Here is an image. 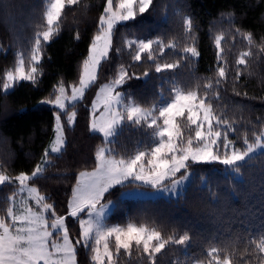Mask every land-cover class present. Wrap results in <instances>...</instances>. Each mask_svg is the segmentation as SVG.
Returning <instances> with one entry per match:
<instances>
[{
  "label": "snow or ice",
  "instance_id": "1",
  "mask_svg": "<svg viewBox=\"0 0 264 264\" xmlns=\"http://www.w3.org/2000/svg\"><path fill=\"white\" fill-rule=\"evenodd\" d=\"M79 0H42L40 23L35 25L34 35L28 39L30 45L27 57L23 47L13 53L14 66L6 69L0 77L5 93L13 90L20 82H29L33 87L39 85L43 76L40 65L44 51L49 43L61 32V20L67 6L77 5ZM154 0H106L96 22L87 55L80 65L78 84L70 85L68 95L64 84L54 85V99L50 97L38 101V105H49L55 109L54 138L45 148L41 161L30 174L21 171L15 176L7 174L0 163V186L16 184L18 188L7 196L8 206L0 210V264H78V248L90 249V264H120V257L132 260L147 259L148 264H157V257L169 246H181L187 252L191 244L189 231L178 235L174 232L167 238L156 226L147 222L137 223L132 219L127 222L107 224L109 205L107 200L111 190L117 186L138 183L164 193H176L177 186L183 185L190 178L193 165L218 163L236 174L241 173V166L253 162L255 154L264 150V125L260 131L252 132L254 139L249 140L247 132L242 137V147L229 138V133L237 132L238 121L230 119L219 102L224 99L221 90L229 79V64L222 46L225 39L223 31L212 39L215 48V77L205 78L204 82L189 87L176 78L177 69L199 58L194 19L176 9L174 15L181 18L183 40L191 41L180 47L179 37H174L167 44L161 38L128 39L123 44L133 49V61H141L146 54L147 60L154 62L157 74L171 72L170 88L167 95L159 93V99L151 107H144L136 101L134 94L118 89L133 78L141 79L135 73L129 74L124 65H118L115 76L101 84L91 102V119L88 129L103 137L101 145L94 152V166L91 170H81L75 176V183L67 198L65 215H58L54 202L48 195L42 194L30 182L43 177L47 168L52 166V157H59L67 147L64 119L71 127L77 113L75 104L85 97L99 79L103 63L110 60L114 49V33L117 27L128 22H135L150 10ZM12 6L0 2V12L8 14ZM235 12L221 14L230 21ZM236 33L242 35L248 44V50L242 51L235 59L233 92L238 91L241 76L248 67V58L254 55L252 48L264 53V37L259 45L251 32ZM74 39H80L77 32ZM20 43V41H17ZM163 56L165 49H180L174 62L161 63L157 54ZM11 45H9V49ZM0 52L7 50L0 44ZM243 66V67H241ZM143 73V78L149 76ZM246 95V93H245ZM215 102V103H214ZM73 110L68 112V106ZM99 111V115L97 112ZM63 118V119H62ZM125 127L140 131L144 140L138 141L132 154L117 151L116 138ZM222 149V150H221ZM264 156V152L261 153ZM177 174H180L179 177ZM203 181L204 177H200ZM210 195L216 192L209 188ZM26 193V196L21 194ZM30 201L32 203H30ZM68 218L79 225V237L70 238ZM248 241L253 247H245L257 264H264V229L250 234ZM114 241V246L113 242ZM223 253V256H221ZM235 253L230 245L218 246L213 241L206 250L207 260L193 258L191 264H236ZM175 264H189V261L177 259ZM248 264V262H245Z\"/></svg>",
  "mask_w": 264,
  "mask_h": 264
},
{
  "label": "trees",
  "instance_id": "2",
  "mask_svg": "<svg viewBox=\"0 0 264 264\" xmlns=\"http://www.w3.org/2000/svg\"><path fill=\"white\" fill-rule=\"evenodd\" d=\"M12 7L8 14L0 12V44L7 53L0 52V77L6 69L13 68V53L23 47L28 51L27 43L35 31V25L40 23L42 0H0ZM106 0H79L77 5L67 6L61 20V32L49 43L44 51L40 67L43 76L39 85L33 87L29 82H20L13 90L5 93L0 80V163L4 165L8 175L15 176L21 171L31 173L34 166L41 161V156L53 138L54 109L49 105H38L41 99L54 98V85L78 84L80 65L87 55L89 42L96 31V22L103 10ZM174 4L162 22L163 6ZM188 14L194 19L197 36L198 59L186 63L175 72L176 78L184 85L195 87L203 83L205 78L215 77V48L210 37H214L213 29L218 25L231 30L233 45L248 50V44L242 35L236 33L251 32L257 45L264 37V0H154L150 10L138 16L135 22H128L117 27L114 33V49L111 58L103 63L99 79L85 97L75 104L77 113L74 124L67 126L64 119L67 137V147L59 156L52 157V166L47 168L43 177L32 182L38 190L54 202L58 215H65L66 202L75 183V176L81 170H91L94 166V152L101 145L103 138L98 133H91L88 124L91 118V102L101 84L113 78L118 65H124L129 74L135 73L141 79L133 78L119 90L134 94L136 101L144 107L159 99V93L168 94L173 74L165 72L157 74L154 62L148 61L146 54L141 61H133V49L124 47L123 40L152 39L161 37L157 30L165 33L169 40L179 37L180 47L186 43L183 40L181 18L174 15L176 9ZM235 12L230 21L221 18L222 13ZM169 11V10H168ZM174 11V12H173ZM173 12V14H172ZM152 30V31H151ZM151 31V32H150ZM77 32L80 39H74ZM156 33V34H155ZM234 37V38H233ZM163 39V37H161ZM20 41V43H17ZM9 45L11 48L9 49ZM180 49L175 51L165 49L163 56H158L161 63L174 62ZM254 55L248 58V67L241 76L238 91L233 92V76L235 73V57L225 52L229 64V79L221 95L224 97L219 106L224 109L230 119L237 120L238 131L229 133V138L238 147H242V137L245 132L249 140L254 139L252 132L260 131L264 125V53H258L253 47ZM158 54V51L156 52ZM243 67V66H241ZM149 72L147 78L143 73ZM246 93V95H245ZM215 103V102H214ZM73 110L69 106L68 111ZM144 140L140 131L125 127L116 138L118 152L132 154L138 141ZM261 151L255 154L253 162L241 166V173L231 172L218 163L193 165L192 175L183 191L176 197L158 198H121L126 189L139 187L127 184L111 190L107 200L114 201V206L106 219L107 224L125 223L132 219L137 223L147 222L154 225L165 238L174 232L178 235L187 230L191 236V244L187 252L181 246H169L157 257V264H175V261H185L191 264L193 258L207 260L206 250L215 241L218 246L230 245L234 251L236 264H257L245 247H253L248 241L250 234L264 229V156ZM180 175V174H178ZM200 177H204L202 181ZM142 187V186H141ZM18 185L5 184L0 186V210L8 206L7 196L16 191ZM209 188L216 192L212 197ZM2 214V212H0ZM70 238L75 241L79 237V225L72 218L67 220ZM114 246V241L112 242ZM90 249L86 252L78 248V264H90ZM223 256V253H221ZM120 264H148L147 259L132 260L120 257Z\"/></svg>",
  "mask_w": 264,
  "mask_h": 264
},
{
  "label": "rangeland",
  "instance_id": "3",
  "mask_svg": "<svg viewBox=\"0 0 264 264\" xmlns=\"http://www.w3.org/2000/svg\"><path fill=\"white\" fill-rule=\"evenodd\" d=\"M174 1V0H173ZM173 7H174V4H172L171 6L168 5V6H163V10H162V22H165L166 21V18H167V15L168 13L173 10ZM176 9V8H175ZM169 10V11H168ZM174 12V11H173ZM172 12V14H173ZM152 31V30H151ZM150 31V32H151ZM220 31H223L225 33V39L223 41V44L222 46L224 47L225 49V52H228L229 53V56H228V59L230 60V56L232 55V57H236L239 55L240 52L242 51H245L246 49L243 48L241 49L240 47H237L234 44V42L231 41V30H229L226 26H223V25H218L216 28L213 29V35L217 34L218 32ZM156 34V33H155ZM157 34L161 37H163V39L161 38L165 44L168 43L169 41V38L166 37L165 33H163L161 30H157ZM158 38L157 37H154L152 39H156ZM234 38V37H233ZM187 44H190L191 41H186ZM185 43V44H186ZM156 47V46H154ZM158 51V54L157 56H160L159 55V50H158V47H156V52ZM23 54L27 57V55L29 54L28 51L26 52H23ZM235 59L233 60V62H235ZM65 88L67 90V93L68 95H71V87L70 85H65ZM119 90V89H118ZM54 99V98H53ZM71 106V105H70ZM53 108V107H52ZM69 108V106H68ZM54 109V108H53ZM55 110V109H54ZM68 111V109H67ZM69 112V111H68ZM97 115H99V111L97 112ZM63 119V118H62ZM91 119V118H90ZM99 134V133H98ZM53 138H54V135H53ZM52 138V139H53ZM103 138V137H102ZM50 145V143H49ZM49 145L47 147H49ZM222 150V149H221ZM261 151H264V150H259L257 153L261 152ZM256 153V154H257ZM238 176V174H236ZM177 176L179 177V175L177 174ZM188 180L185 181V183L183 185H179L177 186V190H176V193L173 194L171 192L169 193H164V192H161V191H158L156 189H153L151 188V186L149 185H143V184H138V183H132V184H135V185H138L139 187H134V188H130V189H126L122 192V195H121V198H158V197H165V198H169V197H176L179 193H181V191H183L186 183H187ZM142 186V187H141ZM22 196H26L27 194L24 193V194H21ZM30 203H32L30 201ZM113 206L114 205H109V209L110 211L108 212V215L107 217L109 216V214L111 213L112 209H113ZM106 223V221H105Z\"/></svg>",
  "mask_w": 264,
  "mask_h": 264
}]
</instances>
